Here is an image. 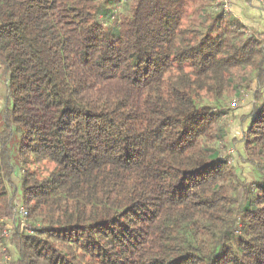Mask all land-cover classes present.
Instances as JSON below:
<instances>
[{"label":"trees","instance_id":"16d2710c","mask_svg":"<svg viewBox=\"0 0 264 264\" xmlns=\"http://www.w3.org/2000/svg\"><path fill=\"white\" fill-rule=\"evenodd\" d=\"M215 1L0 0V264H264V31Z\"/></svg>","mask_w":264,"mask_h":264},{"label":"rangeland","instance_id":"374dc122","mask_svg":"<svg viewBox=\"0 0 264 264\" xmlns=\"http://www.w3.org/2000/svg\"><path fill=\"white\" fill-rule=\"evenodd\" d=\"M126 0H121V2L116 6V13L121 15L126 10L125 2ZM225 0H216L214 3H219L221 6ZM226 12L232 14L234 17L239 18L245 25H247V30L245 35L257 36V32L264 31V0H252V3L247 4L245 0H226ZM113 9V5L111 6ZM254 66H249L248 68L237 70L238 76L249 75L253 78L256 75ZM252 71V72H251ZM249 76V77H250ZM262 94L264 100V85H262ZM6 94L5 83L2 79V74L0 72V112L4 106ZM235 102V105H231V110L228 114L222 118L223 124L226 126L228 131L227 139L223 142L221 147L226 149L229 155V161L234 166L237 173L245 181H253L256 177L255 167L250 162L246 160V152L244 143L242 141L243 131L247 129L250 119H243L245 115H248L252 110L255 97L252 92L245 91L241 98H233L231 100ZM2 129V118L0 115V130ZM13 149V160L17 162V147L12 145ZM53 167V165H52ZM32 169H36L38 174L43 176L49 171V166L47 164H41L33 166ZM14 182L19 183V172H15L13 176ZM22 207V205H21ZM24 207V206H23ZM20 206L13 209V218L8 222V228L12 229L17 223L22 222V228L26 227L27 218L20 215ZM9 234V233H8ZM9 257L8 259L15 261L17 258V250L15 245H9ZM7 259V260H8Z\"/></svg>","mask_w":264,"mask_h":264},{"label":"built area","instance_id":"2783aa9c","mask_svg":"<svg viewBox=\"0 0 264 264\" xmlns=\"http://www.w3.org/2000/svg\"><path fill=\"white\" fill-rule=\"evenodd\" d=\"M224 2H225V3H223L224 4V9L226 10V7H227L226 6V0ZM19 212H20V215L22 217H24V218H27L28 217V211H27L26 208H20Z\"/></svg>","mask_w":264,"mask_h":264}]
</instances>
